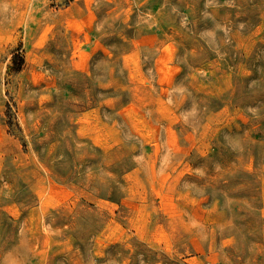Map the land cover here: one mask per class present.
<instances>
[{"label": "rangeland", "instance_id": "rangeland-1", "mask_svg": "<svg viewBox=\"0 0 264 264\" xmlns=\"http://www.w3.org/2000/svg\"><path fill=\"white\" fill-rule=\"evenodd\" d=\"M0 264H264V0H0Z\"/></svg>", "mask_w": 264, "mask_h": 264}, {"label": "trees", "instance_id": "trees-1", "mask_svg": "<svg viewBox=\"0 0 264 264\" xmlns=\"http://www.w3.org/2000/svg\"><path fill=\"white\" fill-rule=\"evenodd\" d=\"M25 63V59L23 56L20 54H15V59H14V68L16 70H21L23 65Z\"/></svg>", "mask_w": 264, "mask_h": 264}]
</instances>
